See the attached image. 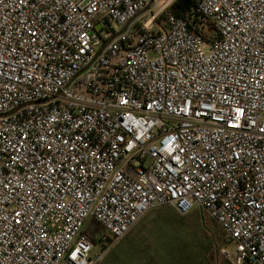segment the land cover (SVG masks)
I'll list each match as a JSON object with an SVG mask.
<instances>
[{"label": "built area", "instance_id": "built-area-1", "mask_svg": "<svg viewBox=\"0 0 264 264\" xmlns=\"http://www.w3.org/2000/svg\"><path fill=\"white\" fill-rule=\"evenodd\" d=\"M173 1L0 0V264H99L156 206L264 264V0Z\"/></svg>", "mask_w": 264, "mask_h": 264}, {"label": "rangeland", "instance_id": "rangeland-1", "mask_svg": "<svg viewBox=\"0 0 264 264\" xmlns=\"http://www.w3.org/2000/svg\"><path fill=\"white\" fill-rule=\"evenodd\" d=\"M163 22L164 14H160L156 19V25L162 27ZM195 212L199 214V217ZM187 215L190 217L191 221H189V223H192L190 224L191 227L195 229V233L198 234L196 236L194 235L197 253L198 249H200L201 252L197 257V264H230L226 258L220 255V250L224 248L232 253L234 245L232 242L226 241L224 235L220 232L213 220L206 213L196 209L191 210ZM181 223H183L181 220H176L173 217H168L164 221L159 220L157 225L160 228L159 234L161 239L151 241L150 245L153 246L158 253L164 255L175 254L176 258L174 259V264L184 263L181 257H179V255L182 254L185 256L188 254L192 258V260L186 264H195L194 259L196 254L193 249L190 248L193 243V233L188 228L182 226ZM141 228L142 226L140 225L135 230L127 233L122 239L118 240L113 248L103 256L99 264H143V238L141 236ZM216 228L219 231H217ZM84 231L91 236V241L94 246L92 256L95 257L103 251L98 236L104 233L105 230L93 219H88L84 226ZM210 249L213 252L209 254ZM211 255L212 258L210 259L209 256ZM164 261L160 260L162 263H164ZM148 262L150 263L151 261L149 260ZM156 262L158 263V261ZM165 262L169 263V261Z\"/></svg>", "mask_w": 264, "mask_h": 264}, {"label": "crops", "instance_id": "crops-1", "mask_svg": "<svg viewBox=\"0 0 264 264\" xmlns=\"http://www.w3.org/2000/svg\"><path fill=\"white\" fill-rule=\"evenodd\" d=\"M197 216L199 217V214H197ZM168 217H173L176 220H181V222H183V223H181V225L188 228L193 233V243H192L190 248H192L196 254L194 262H195V264H197V261H198L197 257L199 256V253H201V252H200V249H198V253H197V250L195 247V244H196L195 236L198 234L195 233V229H193L191 227L190 224H192V223H189V221H191L190 217L187 214L186 215H180L176 211H174L172 208L167 207V206H156V207L149 209L141 217V219L135 224V226L130 230V231H133L137 227H139L140 225L142 226V228H141L142 235L141 236L143 238V264H150V263L151 264H174L175 263L174 262V259L176 258L175 254L174 255L173 254L164 255V254L158 253L155 250V248H153V246L150 245L151 241L161 239V236L159 234L160 228L157 225V222L159 220L164 221ZM192 221H195V220H192ZM200 224H201V222H200ZM105 235H106V233L104 232L98 236L99 237L98 240L100 241L101 245H102V238ZM210 237H211V235H210ZM210 252H211V249L209 251V254H210ZM179 257H181V260L184 261L183 264H186L190 260H192L191 256L188 254L186 256L184 254H182V255H179ZM209 258H210V256H209ZM149 260L151 261L150 263L148 262ZM160 260L161 261H164V260L169 261V263H167L165 261H164V263H162V262H160ZM156 261H158V263Z\"/></svg>", "mask_w": 264, "mask_h": 264}, {"label": "trees", "instance_id": "trees-1", "mask_svg": "<svg viewBox=\"0 0 264 264\" xmlns=\"http://www.w3.org/2000/svg\"><path fill=\"white\" fill-rule=\"evenodd\" d=\"M195 6H196V0H174L172 2V4L170 5L168 11L169 12H175V13L183 14L186 11H188L190 8L195 7ZM218 229H217V231L220 230V229L219 230ZM220 232H221V230H220ZM224 238L226 239V241H228V239L226 238L225 235H224ZM211 252H213V251L211 250ZM211 258H212V255L210 256V259Z\"/></svg>", "mask_w": 264, "mask_h": 264}]
</instances>
